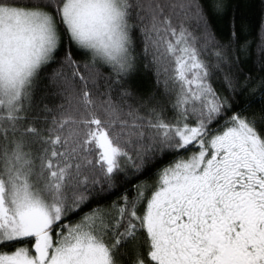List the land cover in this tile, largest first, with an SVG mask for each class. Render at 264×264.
<instances>
[{"label":"snow or ice","instance_id":"1","mask_svg":"<svg viewBox=\"0 0 264 264\" xmlns=\"http://www.w3.org/2000/svg\"><path fill=\"white\" fill-rule=\"evenodd\" d=\"M224 8L0 0V264H264V17L225 43Z\"/></svg>","mask_w":264,"mask_h":264},{"label":"trees","instance_id":"2","mask_svg":"<svg viewBox=\"0 0 264 264\" xmlns=\"http://www.w3.org/2000/svg\"><path fill=\"white\" fill-rule=\"evenodd\" d=\"M262 17H264V0H225L223 14L212 15L209 22L217 39L225 43L231 38L233 26H235V30L240 36L242 43L245 39L252 40L255 38V33ZM60 55H63V49L60 50ZM77 58L80 59L81 57L77 54ZM239 61V65L235 67L233 71L240 74L241 83H243L247 76H251L254 82L249 92L236 98L240 102L237 110L244 108L251 99H256L257 101L252 104V108L258 109L261 105H264V100L260 99L261 96H264V92H261L257 87L259 81L264 79V70L261 69L260 64L256 61L254 52L251 57H248L246 53H241ZM52 67H57V65H53ZM49 71H51V69ZM44 83L46 84L47 81H44ZM131 85L138 92L148 93L154 87L153 77L141 69L132 79ZM214 87L219 89L223 94L228 95L227 92H224L219 82L214 81ZM251 88H256L255 97L250 95ZM141 179H143V177H141ZM135 183H137V181L132 180L131 183L126 186L130 187L131 184ZM122 191L123 188L112 193L107 198L100 200L99 203L102 205L110 204L112 200L118 198ZM75 219L76 217H72V220Z\"/></svg>","mask_w":264,"mask_h":264}]
</instances>
